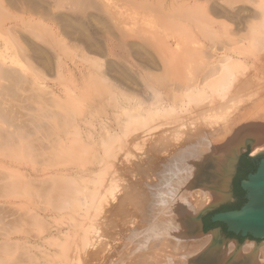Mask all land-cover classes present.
<instances>
[{"label":"bare ground","instance_id":"6f19581e","mask_svg":"<svg viewBox=\"0 0 264 264\" xmlns=\"http://www.w3.org/2000/svg\"><path fill=\"white\" fill-rule=\"evenodd\" d=\"M14 1L0 0V8L6 3L15 10ZM18 1L48 16L66 9L48 17L60 33L56 26L39 25L51 37L48 47L23 35L28 46L26 54L21 48L23 65L7 64L0 56V264H69L70 253L78 249L74 235L101 202L102 190L113 186L106 175L110 159L127 144L130 153L143 149L149 137L157 158L164 161L144 171L164 175L165 180L147 199L128 202L138 206L141 217L155 223V229L161 227L155 246L173 240L175 249L186 235L190 239L192 234H183L171 220L174 212L180 215L185 192L211 178L217 155L211 169L195 177L206 164V152L228 140L229 128H247V105L227 111L254 91L249 64L264 63V0H239L251 5L240 7L246 13L233 5L234 0H228L231 7L221 0H172L163 16L142 23L139 13L133 18L126 13V18L100 0ZM158 18L164 19L168 32H157ZM131 34L137 39L129 41ZM10 42L17 46L13 38ZM252 104L262 106L260 99ZM219 110L224 119L217 123ZM262 124L260 117L250 127ZM263 150L261 141L252 155ZM222 187L214 198L199 186L195 197L205 194L212 203L203 206L197 200L190 209L188 205L197 237L184 245L187 255L181 252L174 261L160 248L149 249L143 261L153 263L156 258L154 264H174L221 245V235L199 230L197 217L231 197L225 184ZM51 225L56 230L38 240ZM164 234L169 237L161 239ZM225 251L227 264H264V243L232 241Z\"/></svg>","mask_w":264,"mask_h":264},{"label":"rangeland","instance_id":"374dc122","mask_svg":"<svg viewBox=\"0 0 264 264\" xmlns=\"http://www.w3.org/2000/svg\"><path fill=\"white\" fill-rule=\"evenodd\" d=\"M4 1L5 0H3V2ZM171 1L172 0H140V1L139 0L138 1L137 0L136 1L135 0H131V1L130 0H100V4L104 6L103 3H105L106 6L110 7L115 12H119L120 15L125 16L126 18L128 17L126 13H130L131 14L130 16L132 18L136 17L134 15L135 13L136 14L139 13L138 16L142 17L141 18L142 20L140 19L141 20L140 23H142L144 19L146 21L154 16L155 17L156 16L160 17L161 15L163 16L164 12H167L168 9H171L169 7ZM182 1H185L186 3L192 2V0H182ZM235 1L236 0H234L233 2L235 3ZM18 2L20 1L18 0L17 2L14 1L15 4H13L14 5L13 7L14 9L16 8L15 10H13L11 7L9 8V5H7L6 3L3 6L4 8L3 7L0 8L3 9V11L0 10V56L5 60L7 64L15 63V64L23 65L20 59L22 57L20 52L24 50L26 54L27 53L26 50H28V46H24L27 44L22 42L23 39L26 37L28 40L31 39L32 41L36 43H40L42 46L46 47V45L48 44L47 42L50 41L51 37H49V34L44 30L42 26L39 25H44V27L46 26L45 28L48 29L49 27L54 29V27L57 24L54 22L55 20L53 21V19L51 20L48 17L50 18L53 17L55 13L57 15L58 14L62 15L61 12L65 13L66 8L60 9L57 7L58 8L57 9L55 7L58 11H54L53 14L50 12L51 16L48 10L47 13L49 14L48 16L45 14V12L43 13L40 12L41 14H38L39 12H35L34 10H33L34 12L31 11L32 9L30 10V7L28 8L29 5L26 4L25 0L24 1L21 0V2H25L27 9H25L26 6L24 5V3H21L19 5ZM41 2L42 1H40V3ZM226 2L233 3L232 1H228V0L220 1V3H223L225 5L227 4ZM234 3H233L234 6L239 7L240 11L242 9L244 12L245 9L243 8L247 7L248 9V7L249 8L251 7L250 4L246 2L243 3L239 2V0L238 2H236V4ZM17 5L19 6L15 7ZM21 5L22 7H20ZM231 5L229 3L230 7ZM45 6L46 5L44 4V7ZM118 6L120 8H114ZM134 6L136 9L134 8ZM242 6L243 8H240ZM5 7L7 8V11ZM234 9L238 10V8H234ZM119 13H115V15H119ZM163 21L164 19L160 20L158 18L155 20V25L157 27V32H161L164 34L165 31L168 32V29L164 25ZM29 24L32 26L31 28L35 30L34 32L33 30H30ZM56 27L58 30L59 26ZM55 30L53 32H55V34L57 35V31ZM131 36L129 38V41L132 40L133 37H135L133 40L137 39V35L135 36L134 34H131ZM170 36L173 37L175 36V34L174 35L171 34ZM12 38L16 40L17 43L16 47H14V45H12L10 42V39ZM73 43H70V45L71 44L75 45L76 42L73 41ZM18 44L20 45L19 47ZM21 48H23L22 51ZM64 57L70 60V58H68L69 56L65 55ZM64 60L67 62L68 65H71L70 62L71 60L70 61L66 59ZM103 62L105 61L103 60ZM251 63L253 66L251 65ZM251 63L249 64L248 74H250V78L252 77L251 79L253 81L249 79V82L252 81L254 91L250 92V98L249 96L244 98L245 102L240 101V103L236 104L233 107V109L229 108L227 111L230 114L232 113V111L239 110L241 106L247 105V108L244 110V112L246 111V113H244L245 114L244 118L249 119L251 117L250 120L245 122V127L247 126L248 128L249 126V128L248 129L245 128L242 131L240 130L239 132H233L238 128L234 130L232 128L231 131L229 128L226 134L227 136L228 134L230 135V137L227 138L228 140L218 144L216 146V149L212 153L206 152L205 155L208 157L207 159H204L206 164H204L201 167V170H199V172L195 177L198 179L200 175L202 177L205 173H207V171H209L212 167L211 162L213 161L212 160L213 156L217 155L214 171L211 170L212 173L211 178L210 179L207 178V180L204 183H200L197 181L196 187L194 186L191 188V190L185 192L184 194L185 205L180 210V215H176L177 213L174 212L175 216L172 217L170 225L174 224V226L179 231H182V233L185 235L186 233L192 234L191 238L188 239L186 235V239L180 241L179 244H177L178 247H176L175 249H174L175 245L173 246V243L175 244V241L173 240L165 241L164 244L166 245V243H169V245L167 244L166 246L165 245L155 246V243H157L158 241H153V240L157 238L158 234L160 233L158 230L159 229L161 230V227L155 229L154 228L155 223H153L150 219L146 221L145 217H141V213L139 212L140 210L138 206H136L135 204L131 205L130 204L131 202H128V199L131 198H134L136 200H141L143 198L147 199V197L154 192V187L161 184L164 179V175L158 174L156 176L155 172L153 171L152 172L144 171L146 166L152 163H156L158 161H160V163L162 164L164 161L163 159L160 160L157 158L158 154L154 151L152 147L153 145H151L150 142L152 138L149 137L147 140H145L146 143L143 146L144 147L143 149H140L141 147L140 148L137 147V149L133 148V150L136 151L135 153H130V151H127L129 147V146L127 147V145L129 144L123 146L124 147L123 150H126V152H123L122 150L121 154L126 155L128 157L131 156L132 158L130 160H126L124 156H121V154L118 155V157L120 156L119 158L117 157L118 159L117 158L114 160L110 159L109 162L110 164H108L110 168L109 170H107L106 175L109 179L110 185L112 184L113 186H110V190L108 192H106L104 189L102 190L101 202H99L98 205L91 210L89 217L85 219V221L82 223L83 227L81 228V230H79V233L74 235V241L76 243L75 248L78 247V249L70 253L71 257L69 264H154V263H158L156 261L157 260L156 258L153 259L154 260L153 263H148L143 261V259L145 258L147 259L149 255V249L156 250L157 248L158 249L160 248L162 249V251H165L166 254H169L170 256L172 255L170 258H172L171 260L174 261L176 260V258H178L177 255L178 256L180 255L181 257V252L184 253V251L185 252L187 251L188 247H185L184 245L186 243L191 244V242L193 241L192 239L195 238L194 236L197 237L195 225L190 221V217H192L191 212L189 211V209L191 208L190 206H193L192 203L196 202L197 200L199 204L202 203L203 206L207 204H211L213 201V198L211 197L209 198V200H207L208 196H206L205 194L203 198L195 197L197 196L196 191L199 190V186L200 187L204 186L205 188L204 191L212 194V197L214 198L215 195L213 194H217V193L220 194L223 192L222 186H224V184L226 186L225 190L229 192L230 189L228 188V184H231L233 177H231V179H229L228 181L227 175H229V171L232 168L233 164L235 163L233 159L234 153L244 149L243 142L247 138H253L260 142L264 141V124H262L260 128L253 126H252L253 128L250 127V124L255 119L258 120L260 119V117L264 118V106H263L264 105V101H263L264 100V63L258 61H253ZM50 80H51V76L50 74H47L46 82H48L49 85H51L52 83V81ZM261 97L263 99H261ZM258 98L260 99V103H262V106L260 105L256 106L252 104L253 102L259 100ZM218 113L219 115H218L217 123L220 120L224 119V115L222 114V111L219 110L217 114ZM214 114L216 113L214 112ZM195 116L193 113V117ZM167 128H171V127L169 126ZM158 133L159 131L156 132V135ZM138 134L140 136H144L142 134V131ZM222 136L223 134H221V136L219 137L221 138ZM151 141H153V139ZM251 150L252 149L250 148L249 154L252 153ZM133 154L135 156H133ZM230 195L232 196V190L230 191ZM188 205H189V209H188ZM55 230L56 229L53 228V225H51V227L42 235H40L37 239L41 240L42 237L46 236L51 231L54 232ZM205 233L206 235H209L211 233L216 234V236L221 235L219 234L220 233L219 228H213ZM165 236L169 237V235L167 236L164 234L163 237H161V239L166 238ZM132 237H134L135 241H131ZM220 237L222 239L221 242L222 244L217 246L216 248H210L204 253H200L195 259L180 260L174 262V264H227L228 259L226 256L225 249H227V246L230 244V242L232 241L236 242L237 240L224 239L222 236ZM246 241L248 240L243 241L241 244H244ZM260 243H264V242H260ZM181 244L183 245V247H181ZM158 245H160V243ZM52 250L54 249L52 248ZM169 255H167L166 257L169 258ZM183 255H187V254L186 253L182 254V257Z\"/></svg>","mask_w":264,"mask_h":264},{"label":"water","instance_id":"95a60500","mask_svg":"<svg viewBox=\"0 0 264 264\" xmlns=\"http://www.w3.org/2000/svg\"><path fill=\"white\" fill-rule=\"evenodd\" d=\"M259 142L256 139L247 138L244 142V149L234 156L236 170L234 168L235 173L232 172L229 175L230 179L233 177L231 184H229L232 196L219 204L207 207L198 215L197 221H199V230L202 233L213 228H219L224 239H235L239 244L245 240H253L256 243L264 242V150L255 155L249 154L250 148L253 150L254 145ZM245 155L256 164V169L240 183L241 189L245 192V203L240 209L231 210L239 205L243 199L236 190L234 181L240 174V169L244 168L245 163L242 158ZM209 215H212L210 218L212 223L221 224L225 228L218 225L206 230L204 219Z\"/></svg>","mask_w":264,"mask_h":264},{"label":"trees","instance_id":"16d2710c","mask_svg":"<svg viewBox=\"0 0 264 264\" xmlns=\"http://www.w3.org/2000/svg\"><path fill=\"white\" fill-rule=\"evenodd\" d=\"M243 162L245 163L244 164V168L243 169H240V174L238 175V177L235 179L234 181V184H235V188L236 190L242 195V202L237 205L235 208H232L231 210H237V209H240V207L245 203V192L241 189L240 187V183L242 180L246 179L247 176L251 173V172H254L255 169H256V164L249 160L247 158V156H243L242 158ZM212 215H209L207 216L205 219H204V222L206 224V227L205 229L208 230L210 228H213L215 226H218V225H221V224H214L210 221V218H211ZM223 226V225H221ZM225 228V226H223ZM230 236H233L232 234H229Z\"/></svg>","mask_w":264,"mask_h":264}]
</instances>
